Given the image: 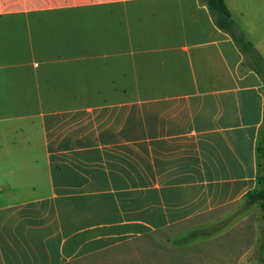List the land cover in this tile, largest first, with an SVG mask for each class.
Segmentation results:
<instances>
[{"label": "crops", "instance_id": "obj_1", "mask_svg": "<svg viewBox=\"0 0 264 264\" xmlns=\"http://www.w3.org/2000/svg\"><path fill=\"white\" fill-rule=\"evenodd\" d=\"M223 1L264 60V0ZM242 63L200 0H0V264H258Z\"/></svg>", "mask_w": 264, "mask_h": 264}, {"label": "trees", "instance_id": "obj_2", "mask_svg": "<svg viewBox=\"0 0 264 264\" xmlns=\"http://www.w3.org/2000/svg\"><path fill=\"white\" fill-rule=\"evenodd\" d=\"M208 9L209 15L213 24L222 32L227 34L238 51L243 57L242 69L254 72L261 80L264 86V60L262 56L256 51L253 45L245 37L244 33L240 30L237 24L231 18L223 0H200ZM256 159H257V188L250 191L241 206L239 212L235 213L232 218L244 212L247 208L255 206L260 213L259 226H258V250L256 252V259L259 263L264 264V124L259 132L257 146H256ZM261 221V225H260ZM227 222L220 225L223 227ZM210 227V228H215ZM219 225L217 226V228ZM216 228V229H217ZM216 229H205L194 231L192 236H205ZM208 231V232H207ZM98 234L108 233L114 234V229L97 231Z\"/></svg>", "mask_w": 264, "mask_h": 264}, {"label": "rangeland", "instance_id": "obj_3", "mask_svg": "<svg viewBox=\"0 0 264 264\" xmlns=\"http://www.w3.org/2000/svg\"><path fill=\"white\" fill-rule=\"evenodd\" d=\"M260 225H261V221H260ZM217 228V226L215 227V228H213V229H216ZM208 229V231H210L209 229H211V230H213L212 228H207ZM207 231V232H208ZM206 232V229H205V231L203 232V233H205ZM258 247H259V244H257V247H256V250H255V253H254V255L256 254V252H257V250H258ZM258 264H261V263H258Z\"/></svg>", "mask_w": 264, "mask_h": 264}]
</instances>
